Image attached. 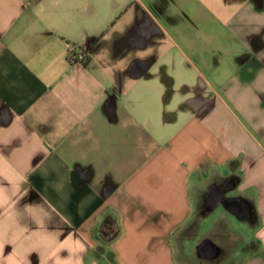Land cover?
Returning <instances> with one entry per match:
<instances>
[{
    "label": "crops",
    "instance_id": "1",
    "mask_svg": "<svg viewBox=\"0 0 264 264\" xmlns=\"http://www.w3.org/2000/svg\"><path fill=\"white\" fill-rule=\"evenodd\" d=\"M206 199L264 264L261 0H0V264H189Z\"/></svg>",
    "mask_w": 264,
    "mask_h": 264
},
{
    "label": "rangeland",
    "instance_id": "2",
    "mask_svg": "<svg viewBox=\"0 0 264 264\" xmlns=\"http://www.w3.org/2000/svg\"><path fill=\"white\" fill-rule=\"evenodd\" d=\"M261 4L264 5V0H261ZM213 210L210 200L206 199L198 203L194 215L184 225L176 239L180 260L189 264L235 263L236 257L233 256L235 250L248 242L247 236L249 232L246 229L248 226H245L242 221L229 214L227 208ZM227 214H229L228 218L226 217ZM207 216L208 218L206 219ZM216 218L218 219L215 220ZM208 235L214 236L220 247L219 254L213 258L201 256L199 248L195 245ZM108 257L110 260L112 259L110 253H108Z\"/></svg>",
    "mask_w": 264,
    "mask_h": 264
},
{
    "label": "trees",
    "instance_id": "3",
    "mask_svg": "<svg viewBox=\"0 0 264 264\" xmlns=\"http://www.w3.org/2000/svg\"><path fill=\"white\" fill-rule=\"evenodd\" d=\"M83 48L82 47H76V50L73 52V54H70V58L72 59V60H74V61H78V59L76 58V56L75 55H77V53H78V51H80V50H82ZM89 61H90V55H89V53L86 51V57H85V59L83 60V62L85 63V64H87V63H89Z\"/></svg>",
    "mask_w": 264,
    "mask_h": 264
},
{
    "label": "built area",
    "instance_id": "4",
    "mask_svg": "<svg viewBox=\"0 0 264 264\" xmlns=\"http://www.w3.org/2000/svg\"><path fill=\"white\" fill-rule=\"evenodd\" d=\"M76 50V47L72 48L70 51V54H73V52ZM76 58L80 61V60H84L86 57V50L82 49L80 51H78L77 55H75Z\"/></svg>",
    "mask_w": 264,
    "mask_h": 264
},
{
    "label": "flooded vegetation",
    "instance_id": "5",
    "mask_svg": "<svg viewBox=\"0 0 264 264\" xmlns=\"http://www.w3.org/2000/svg\"><path fill=\"white\" fill-rule=\"evenodd\" d=\"M203 245H204L203 248H200V252L202 253V255H205L209 253L211 246L208 241L205 242Z\"/></svg>",
    "mask_w": 264,
    "mask_h": 264
},
{
    "label": "bare ground",
    "instance_id": "6",
    "mask_svg": "<svg viewBox=\"0 0 264 264\" xmlns=\"http://www.w3.org/2000/svg\"><path fill=\"white\" fill-rule=\"evenodd\" d=\"M204 246V245H203ZM203 246H201V248H203Z\"/></svg>",
    "mask_w": 264,
    "mask_h": 264
}]
</instances>
